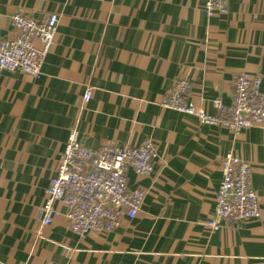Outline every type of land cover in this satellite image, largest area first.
I'll return each mask as SVG.
<instances>
[{"label":"crops","instance_id":"0c3cea01","mask_svg":"<svg viewBox=\"0 0 264 264\" xmlns=\"http://www.w3.org/2000/svg\"><path fill=\"white\" fill-rule=\"evenodd\" d=\"M206 2L0 0V41L15 37L16 12L59 17L38 79L0 70V264H264V125L232 133L160 106L177 78L209 115L214 100L231 103L242 73L264 95V0H225L212 16ZM75 123L88 149L156 148L150 174L126 175L128 189L146 191L140 211L110 233L79 236L63 215L41 224ZM227 153L250 165L260 217L210 231Z\"/></svg>","mask_w":264,"mask_h":264},{"label":"built area","instance_id":"2783aa9c","mask_svg":"<svg viewBox=\"0 0 264 264\" xmlns=\"http://www.w3.org/2000/svg\"><path fill=\"white\" fill-rule=\"evenodd\" d=\"M225 0H207L206 14L215 10L224 13ZM59 17L50 14L41 20L16 12L9 18L15 37L0 41V70L19 71L38 79L45 57L55 44ZM260 79L242 73L235 78L232 100L224 105L213 104L216 115L196 108L190 101L191 84L177 78L171 89L162 95L160 106L194 117L200 125L217 126L232 133L264 125V95L259 91ZM91 99L86 90L83 104ZM156 148L145 140L138 146L104 144L88 149L79 138L77 124L69 129L55 174L44 190L40 208L42 226L50 225L63 215L71 232L84 236L89 232L110 233L122 218L134 219L140 211L146 191L130 190L126 175H147L153 171ZM221 181L214 197V209L206 222L210 231L234 228L240 223L259 219L260 208L253 188L252 169L244 160L227 153L220 163ZM62 205L64 213L58 209Z\"/></svg>","mask_w":264,"mask_h":264}]
</instances>
